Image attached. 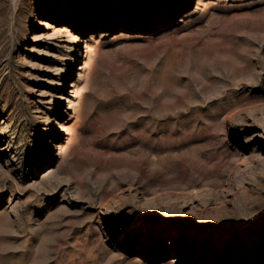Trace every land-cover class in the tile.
<instances>
[{"label":"rangeland","instance_id":"obj_1","mask_svg":"<svg viewBox=\"0 0 264 264\" xmlns=\"http://www.w3.org/2000/svg\"><path fill=\"white\" fill-rule=\"evenodd\" d=\"M0 264H264V0H0Z\"/></svg>","mask_w":264,"mask_h":264},{"label":"bare ground","instance_id":"obj_2","mask_svg":"<svg viewBox=\"0 0 264 264\" xmlns=\"http://www.w3.org/2000/svg\"><path fill=\"white\" fill-rule=\"evenodd\" d=\"M225 1H228V0H225ZM40 24H43V25L46 26V27L51 26L50 21H46V22H44L43 20H40ZM68 30H69V28H66V27L62 29L63 32L68 31ZM207 234H208V233L204 232L203 235H204V236H207ZM219 235L222 237V233L219 234ZM183 236H186V235H185V234H182V233L179 234V235H178L179 240L182 241V240H183V238H182ZM214 236L217 237L218 235L214 234ZM220 236H219V237H220ZM179 240H178V244H181ZM252 257L255 258V259H258V256H257V255H253Z\"/></svg>","mask_w":264,"mask_h":264}]
</instances>
